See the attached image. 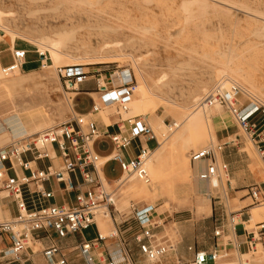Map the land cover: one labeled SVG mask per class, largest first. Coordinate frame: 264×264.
<instances>
[{
    "label": "rangeland",
    "instance_id": "374dc122",
    "mask_svg": "<svg viewBox=\"0 0 264 264\" xmlns=\"http://www.w3.org/2000/svg\"><path fill=\"white\" fill-rule=\"evenodd\" d=\"M4 36L31 52L23 69L0 70V148L91 109L93 99L80 98L83 94L76 93L80 83L68 88L57 67L80 66L89 76L103 74L102 84L115 72L132 71L137 89L125 116H147L158 140L156 145L149 143L155 145L149 159L159 152L160 159L147 161L154 168L151 178L131 176L119 184L115 182L119 164L107 165V181L103 178L109 190L115 188V207L100 208L96 217L154 205L151 218L159 225L154 229L158 242L168 239L175 245L181 230L185 240L194 239L201 246L212 244L217 226L225 225L226 239L232 238L233 216L236 221L250 215L252 229L264 221V202H253L249 193L252 185L264 187V159L257 144L226 106L200 109L225 79L224 91L231 81L240 86L238 105L264 104V0H0V39ZM36 43L58 47L60 60L55 62L46 50L47 66L42 67ZM10 59L3 55L4 63ZM94 97L98 102V95ZM196 108L200 111L191 118L190 128L173 141L184 129L183 118ZM94 117L106 124L116 119L109 108ZM254 119L264 129L263 117L256 114ZM217 145H223L226 153ZM206 147H214L218 163L227 162L229 169L221 173L218 189L207 186L197 195L187 169L191 153ZM134 149L133 143L124 155L133 156ZM98 150L108 153L111 145L100 143ZM134 185L146 186L147 192H131L129 186ZM252 208L262 212L256 220ZM113 231L110 222L102 233L108 236ZM85 233L90 236L92 230ZM226 246L220 255L235 261L237 252ZM40 248V243L34 246ZM254 254L250 260L263 264L264 259Z\"/></svg>",
    "mask_w": 264,
    "mask_h": 264
},
{
    "label": "built area",
    "instance_id": "2783aa9c",
    "mask_svg": "<svg viewBox=\"0 0 264 264\" xmlns=\"http://www.w3.org/2000/svg\"><path fill=\"white\" fill-rule=\"evenodd\" d=\"M26 54L25 49H14L13 63L5 67L3 72L21 70ZM38 55L41 66L46 67L47 52L38 51ZM58 73L68 88H75L88 76L80 66L58 67ZM136 89L137 83L130 69L121 70L118 74L115 72V75L109 76L108 84L100 85L99 101H94L87 113H75L67 121L16 139L0 148V198H12L18 210L14 218L0 221V232L8 234L11 240L8 248L0 249V264L21 261L22 254L27 250L34 254L36 250L33 246L41 238L38 236L39 232L47 235L54 232L58 237L65 238L92 226L101 207L107 209L115 207V188L109 190L103 178V169L108 163L114 161L120 166V176L115 180L118 184L131 176L139 179L149 178L147 160L152 149L145 142L153 139L158 144V140L146 115L125 116ZM241 91L240 86L235 82L228 91L217 86L206 98L205 104L226 106L239 126L257 144L264 159V129L254 119L256 114H260L264 119V104L258 102L253 110H242L235 98ZM106 108L114 109L116 120L109 123L105 129H101L94 115ZM114 127L116 130H111ZM135 140L141 143L137 149H134V155L124 157L122 151L132 146ZM103 141L111 145V150L105 154L98 150V145ZM217 149L222 151L223 145H217ZM190 158L192 161L210 160L203 178L211 179L216 176L217 180L213 182L212 187L218 189L221 173L228 171L229 164L225 161L218 163L216 149L206 147L192 152ZM55 159H61L59 167L52 166L51 161ZM45 160L50 163L42 167L40 162ZM18 168L25 173L19 174ZM51 180L62 184L66 192H75L76 203L44 205L30 210L24 197V187L32 185L35 192L51 198L54 197V190L45 188V184ZM249 193L253 202H264V189L261 185H252ZM154 209V205H146L142 208H134L132 211V215L141 225V231L135 236V240L140 251L151 263L160 261L175 247L171 242H158L154 229L159 225L152 224L151 218ZM250 222V215L246 219L241 216L239 221H235V216L231 218L230 231L233 236L236 238L237 231L242 230L241 242L234 245L237 252L235 261H223L230 256L220 255V250L216 246L211 252L195 250L191 260L178 264H254L248 256L256 253L259 247L264 248V221L257 222L254 229L249 227ZM225 232L226 230L221 226L215 228L214 234L220 238ZM109 237L117 238L121 243L122 258L117 260L116 257L108 256L103 257L101 261H92L89 258V264H135L125 247V239L119 236L118 231H113ZM105 238V235L100 234L97 239L84 242L81 247L82 252L85 253L97 246ZM243 245L246 246L245 250H242ZM188 249L193 250V247L190 246ZM41 252L50 264H67L64 249L59 245L52 244ZM57 255H61L60 259H56Z\"/></svg>",
    "mask_w": 264,
    "mask_h": 264
},
{
    "label": "crops",
    "instance_id": "0c3cea01",
    "mask_svg": "<svg viewBox=\"0 0 264 264\" xmlns=\"http://www.w3.org/2000/svg\"><path fill=\"white\" fill-rule=\"evenodd\" d=\"M14 49H25L27 51L26 59H25V63L23 65V68L25 67V65H27L29 63L28 54H29V52H31V50L28 49L27 47L18 46L17 41L12 42L10 39L7 40L6 37L4 36L0 39V70H3L5 67H7L13 63L12 52ZM5 54H7L11 57V59L8 63L3 62V55H5ZM38 58H40L39 55H38ZM34 68H36V66L31 67L28 70H32ZM105 75L107 76V74H105ZM100 76H103V74H96V75H90V76L88 75L86 80H84L83 82L80 83V87H78L79 90L76 93L83 94L82 97H80L81 99L82 98L83 99H93V103H94V101L96 102L94 94H97L98 99H99V93H100L99 88H100V85L102 84L100 81L101 80ZM105 84H106V82H105ZM97 121H98L99 127L101 129H105L107 127V125L109 124V123L106 124L104 119H102V120L97 119ZM33 128L34 127H32L30 130H32ZM111 130L115 131L116 128L115 127L111 128ZM39 131H41V130H39ZM33 133H36V132H33ZM225 138L229 139L230 136L225 137ZM150 141L155 142V145L157 144V142L153 139L146 141L145 144L147 146H149ZM103 142H107V141H103ZM228 142H230V141H228ZM107 143H109V142H107ZM133 143L135 144V148L137 149L141 142L139 140H135ZM155 145L153 147H150V146L149 147L151 149H153L155 147ZM224 151L226 153L227 150L224 149V146H223L222 152H224ZM134 153H135V151H134ZM103 154H105V153H103ZM122 155L126 158L131 156L130 153H127V155L125 156L124 150L122 151ZM112 162H114V161H112ZM49 163H50L49 161L45 160V161L40 162V165L43 167V166L48 165ZM110 163H108L107 165H109ZM206 163L207 162L204 161L203 166L201 167L200 170H203L205 168ZM51 164L54 167H59L61 165V159H55V160L51 161ZM106 166L103 169V175H104L105 179L107 178L106 177ZM17 171L19 174L25 173L24 171H22L19 168L17 169ZM10 174L13 175L12 172H10ZM207 183H209V184H207ZM207 186H209L210 190L212 189L210 186V180L206 181V187ZM261 187L264 189V187L262 185H261ZM45 188L47 190H54V197H51V198L43 197L40 193L35 192V189L33 188L32 185H31V187L30 186L24 187V197L27 200L28 207L30 210H33L35 208H39V207L44 206V205H61V204L74 205L76 203V201H75V194L76 193L75 192H66L63 189L62 184L57 183L54 180H51L49 183H46ZM17 213H18L17 206H16V203L12 200V198H0V221L10 220V219L14 218L17 215ZM238 217L240 220V216H238ZM110 222L113 223L115 230H117L119 233V236H121L125 239V241H126L125 247L129 251L130 256H131V258L135 264H156V263H151V262L146 263V261L144 260V258L146 259V257L140 251L138 243L135 240V236L141 231V225H140V223H138L136 221V219L132 215V212H130L128 214L118 212V214H115L112 217H111V215L109 217V216H105L103 214H99L96 217L95 223L92 226L83 230L82 232H78V233H80V235H78V233H74V234L68 235L65 238H60L58 236L54 237L53 236V234H55L54 232L49 233V235H47L44 232H39L38 236H40L41 238L39 239V241H37L34 244V246H36L37 243H40L42 248L34 249V250H36V252L34 254H31L30 251L27 250L22 254L21 261H15V262H12L9 264H29V263L50 264L43 257L41 251L44 248L49 247L52 244L59 245L64 249L67 264H89V261H88L89 258L92 261L93 260L101 261L103 257L118 256L119 250H120V252L122 251L121 243L119 242V240L117 238L109 237V235L106 236L105 239L100 241L97 244V246L92 247L90 250L86 251L85 253H83L81 250L82 244L84 242L95 240L99 237L100 234H103L102 233L103 230L106 229V227L108 226V224ZM222 226L226 230L225 235L223 237L217 238L214 234L212 236L213 242H212V244H210V246H205V245L201 246L194 239H187L186 238V240H185L186 236L183 235L181 230H179V232H177V235H176V242L174 245L175 246L174 249L172 251H170L168 254H166L163 257V259L160 260V263H157V264H178L179 262H181L180 258L185 259V260H189V259L191 260L194 256L195 250H206L208 252H211L213 249L216 248V246L220 250V249H225V247H227L226 245L232 246V248H234L235 243H237V242L239 243L242 240V237L240 236L242 233V230L237 231L238 233H237L236 238L231 233L233 237L226 239V237H228L229 234L227 232L225 225H222ZM218 227H220V226H217L216 228H218ZM90 229L92 230V234H89L90 236H87L85 231L90 230ZM164 242H170V241L168 239H166ZM10 245H11V240H10L9 235L6 233L0 232V249L1 248L6 249ZM34 246H33V248H34ZM190 246L193 247V250L188 249ZM60 257H61V255H57L56 259H60ZM232 258L233 257L230 256V257L225 258L223 261L233 262V261H231Z\"/></svg>",
    "mask_w": 264,
    "mask_h": 264
},
{
    "label": "bare ground",
    "instance_id": "6f19581e",
    "mask_svg": "<svg viewBox=\"0 0 264 264\" xmlns=\"http://www.w3.org/2000/svg\"><path fill=\"white\" fill-rule=\"evenodd\" d=\"M36 44H38V43H36ZM39 45V47L41 48V50L40 51H42V52H45L46 50L49 52V54L51 55V57H53V59H54V61L56 62V60H60V58H59V55H60V52H59V49H58V47H51V48H47V47H44L42 44H38ZM63 46V45H62ZM39 48V49H40ZM67 61V60H66ZM67 62H69V61H67ZM66 63V62H65ZM63 66V65H62ZM64 66H66V65H64ZM67 66H70V65H67ZM60 67V66H59ZM58 68V67H57ZM225 80H227L228 81V79H225ZM227 81H222V83H221V87H222V90H225L226 89V83H228ZM231 83H233L232 81H231ZM204 101V100H203ZM137 103V102H136ZM132 104V100H131V102H130V105ZM201 105V104H200ZM202 108H200V109H202V110H205V107L207 106L205 103H202ZM201 106H199V107H201ZM255 106H257V104L254 102V101H251L249 104H247V105H244V106H241L242 108V110H253L254 109V107ZM197 109V108H196ZM200 109H197L196 111H193L192 110V112H189L188 114H186V116H185V118H183L184 120V123H185V125H184V129H182L181 130V132L180 133H178L176 136H175V138H174V140L173 141H175V140H177V139H179L180 137H181V135L182 134H184L185 133V131H187L189 128H190V126H189V122H190V120H191V118L194 116V115H196L199 111H200ZM183 128V127H182ZM38 132H40V131H38ZM37 133V132H36ZM32 134H34V133H32ZM31 135V134H30ZM25 137V136H24ZM213 137L215 138V135H213ZM21 138V137H20ZM18 139V138H17ZM160 148H162V147H160ZM168 149V148H167ZM162 151H165V150H162ZM161 151V152H162ZM157 152V151H156ZM156 152H155V154H156ZM158 153V152H157ZM160 153V152H159ZM158 153V156L157 157H155V158H151V159H155L156 161L157 160H159L160 159V154ZM164 153V152H163ZM154 155V154H153ZM157 155V154H156ZM150 156H151V153H150ZM149 156V157H150ZM104 160L106 159V157L105 158H103ZM149 159V158H148ZM151 159H149V160H151ZM148 161V160H147ZM191 162L189 163V165H188V173H189V177H190V184H191V186H192V189H193V191L195 192V194H197V195H202L204 192H202L201 191V189H203V188H206V181H208V180H210V186H211V188H212V184H213V182H214V177H216V176H213L211 179H206V178H203V176H204V174H205V172H206V167H207V164H208V162L210 161V160H198V161H192V160H190ZM204 161L205 162H207L206 163V166H205V168L203 169V170H200L201 169V167L203 166V163H204ZM149 162V161H148ZM147 162V163H148ZM151 162V161H150ZM192 162H194V163H192ZM151 164H153L154 165V163H151ZM150 166V165H149ZM148 167V166H147ZM149 168V167H148ZM147 168V169H148ZM200 171V172H199ZM148 174L150 175V178L154 175V168L153 167H150L149 168V172H148ZM158 175V174H157ZM156 175V176H157ZM133 177V176H132ZM131 177V179H133ZM156 180V179H155ZM107 181V180H106ZM149 183V182H148ZM207 184H209V183H207ZM209 187V186H208ZM129 189L131 190V192H139V193H145V192H147V188H146V186H144V185H142V186H136V185H134V186H129ZM206 194V193H205ZM207 196V195H206ZM102 208V207H101ZM253 209V208H252ZM100 210V209H99ZM98 210V211H99ZM98 211H97V213H98ZM253 215H255V220L256 219H258L259 217H256V215H258V214H260V213H262V212H259V211H257V210H255V209H253ZM236 221H239V217L236 219ZM235 240V239H234ZM237 241V240H236ZM256 254H258L259 255V257L261 258V259H264V249L263 248H261L260 247V250L258 251V252H256ZM255 255V254H254ZM254 255H252V256H254ZM250 256H251V254H250ZM116 257V259L117 260H120L121 258H122V256H121V252H120V250H119V254H118V256H115ZM255 257V256H254ZM257 257V256H256Z\"/></svg>",
    "mask_w": 264,
    "mask_h": 264
}]
</instances>
